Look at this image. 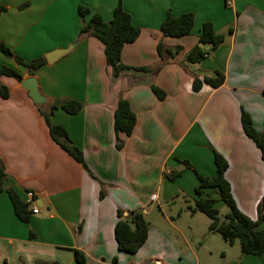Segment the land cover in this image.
Segmentation results:
<instances>
[{
    "label": "crops",
    "instance_id": "0c3cea01",
    "mask_svg": "<svg viewBox=\"0 0 264 264\" xmlns=\"http://www.w3.org/2000/svg\"><path fill=\"white\" fill-rule=\"evenodd\" d=\"M119 2L141 30L139 39L124 47L122 63L148 67L147 72L113 77L103 44L80 36L79 6L110 22ZM0 5L8 9L0 17V43L25 61L74 46L34 76L46 107L30 99L22 83L0 78L10 91L8 99L0 97V164L6 173L0 191V264H76V250L88 264H264V254L243 255L238 242L218 244L215 233L199 229L196 218L203 213L190 212L198 199L197 174L216 176L218 152L228 162L226 178L239 209L257 219L264 161L243 130L242 113L263 130L264 0H0ZM169 13H193L192 32L164 37L161 24ZM207 22L225 42L203 62L190 64L186 55L200 45ZM159 43L184 50L162 59ZM4 67L24 80L32 78L0 53ZM218 72L225 76L220 87L204 83L194 91L195 78H215ZM154 86L165 99L157 97ZM122 98L138 120L119 150L114 113ZM66 100L81 102L83 109L76 115L56 109L52 120L80 147L89 171L55 143L41 113ZM181 161H189L193 170ZM172 172L182 176L170 181ZM9 190L24 203L33 193L39 213L27 223L19 220ZM204 196L223 204L213 190H204ZM180 199L186 208L176 207ZM118 210L141 212L149 223L147 242L134 255L118 250Z\"/></svg>",
    "mask_w": 264,
    "mask_h": 264
},
{
    "label": "trees",
    "instance_id": "16d2710c",
    "mask_svg": "<svg viewBox=\"0 0 264 264\" xmlns=\"http://www.w3.org/2000/svg\"><path fill=\"white\" fill-rule=\"evenodd\" d=\"M7 7L0 5V17L7 12ZM79 15L83 19V28L80 31L81 37H94L98 39L104 46L106 62L109 69L112 70L113 77H120L127 71L150 70L148 67L132 68L122 63V53L126 45L135 43L140 35L141 30L134 25L131 15L125 10L123 3L119 2L114 10L113 19L105 22L98 13H92L91 9L85 6H79ZM88 18V19H87ZM195 26V15L193 13H185L175 17L171 13L167 15L161 24V32L164 37L181 38L189 35ZM226 36L216 33L212 23L207 22L203 25L200 45L193 48L186 55V61L190 64H198L203 62L211 53L215 52L224 42ZM209 48V50L206 49ZM159 56L163 59L164 54L175 57L183 52L184 48L178 46L174 49H167L162 43L157 47ZM0 53L4 56L14 59L19 67L26 70L30 77H34L46 65L45 58H39L32 61H25L23 58L15 55L11 49L4 43H0ZM10 77L22 83L24 78L17 70L4 67L0 69L1 77ZM225 81L222 73H217L215 78L205 77L204 80L195 78L193 89L200 91L203 84H207L213 88L220 87ZM154 93L160 100L165 99L166 94L158 87H153ZM0 97L8 99L10 97L9 89L0 84ZM62 109L71 115L78 114L83 109V104L79 101L66 100L54 102L48 111L41 113L49 127L52 139L71 157H73L81 166L89 171L84 153L70 138L68 131L53 122L52 118L54 110ZM137 115L132 110L127 99H120L118 107L114 113V130L117 138V149L124 147L123 137H129L133 134L137 125ZM242 126L245 134L253 140L261 152L264 161V126L262 131H258L253 123L252 117L246 113H242ZM216 176L212 179L197 174L199 179V187L196 190L198 199L195 201L194 207H190V212L203 213L210 220V233H218L229 244L234 245L236 242L241 247L243 255L262 256L264 254V196L257 206V219L253 220L245 215L238 207L233 196L231 184L226 178L228 170L227 160L218 152L214 153ZM187 168L192 169L193 166L189 161H181ZM93 176V175H92ZM182 176V172H172L167 175L170 181H175ZM6 177L5 168L0 164V191L3 189V183ZM213 190L219 195L220 201L228 207L229 212L224 220L219 218V210L217 200L210 196H204V190ZM12 200L15 213L19 220L24 223L29 222L30 216L33 214L29 207L24 203L18 195L12 190L8 191ZM104 192L101 193V198ZM118 222L115 229V236L118 243V250L123 253L134 255L145 245L149 236V223L141 212H124L118 210ZM114 262L118 258L113 259ZM76 264H88L86 255L79 250L75 251Z\"/></svg>",
    "mask_w": 264,
    "mask_h": 264
},
{
    "label": "water",
    "instance_id": "95a60500",
    "mask_svg": "<svg viewBox=\"0 0 264 264\" xmlns=\"http://www.w3.org/2000/svg\"><path fill=\"white\" fill-rule=\"evenodd\" d=\"M200 47H204L203 44H200ZM74 46H70L66 49H59L51 52L46 56V61L48 64H54L60 58L68 54ZM22 86L28 91L30 99H32L37 105L47 106L48 100L41 94V91L38 86L37 79L32 77L26 80H23Z\"/></svg>",
    "mask_w": 264,
    "mask_h": 264
},
{
    "label": "rangeland",
    "instance_id": "374dc122",
    "mask_svg": "<svg viewBox=\"0 0 264 264\" xmlns=\"http://www.w3.org/2000/svg\"><path fill=\"white\" fill-rule=\"evenodd\" d=\"M46 59V58H45ZM46 107V106H45ZM192 204H194V202H192ZM218 204V203H217ZM195 205V204H194ZM176 207L178 209L182 208V207H185L186 208V203L184 202V199H180L177 204H176ZM218 207V210H219V218L221 220H224V217L226 216V214H228L229 212V209L227 206H225L224 204H221V205H217ZM198 219V222H199V229H202L203 231H208L209 230V226H210V223H211V220L205 215V214H199L196 218V220ZM210 232V231H209ZM217 240H218V244H221V241H223V237L218 234V233H215V236H214ZM220 256H216L214 258V260L218 263L220 262Z\"/></svg>",
    "mask_w": 264,
    "mask_h": 264
},
{
    "label": "built area",
    "instance_id": "2783aa9c",
    "mask_svg": "<svg viewBox=\"0 0 264 264\" xmlns=\"http://www.w3.org/2000/svg\"><path fill=\"white\" fill-rule=\"evenodd\" d=\"M34 201V195L33 193L27 194V201L26 204L30 208L33 214H38L39 213V208L33 204Z\"/></svg>",
    "mask_w": 264,
    "mask_h": 264
}]
</instances>
